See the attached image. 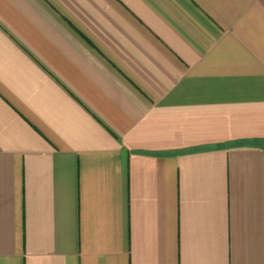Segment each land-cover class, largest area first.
<instances>
[{"label":"crops","instance_id":"crops-1","mask_svg":"<svg viewBox=\"0 0 264 264\" xmlns=\"http://www.w3.org/2000/svg\"><path fill=\"white\" fill-rule=\"evenodd\" d=\"M0 264H264V0H0Z\"/></svg>","mask_w":264,"mask_h":264}]
</instances>
